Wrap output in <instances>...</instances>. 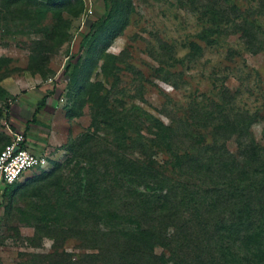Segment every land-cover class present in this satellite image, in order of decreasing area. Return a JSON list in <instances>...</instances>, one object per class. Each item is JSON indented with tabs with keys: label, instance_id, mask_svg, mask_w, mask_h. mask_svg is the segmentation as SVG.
Returning a JSON list of instances; mask_svg holds the SVG:
<instances>
[{
	"label": "rangeland",
	"instance_id": "1",
	"mask_svg": "<svg viewBox=\"0 0 264 264\" xmlns=\"http://www.w3.org/2000/svg\"><path fill=\"white\" fill-rule=\"evenodd\" d=\"M5 1L0 149L54 160L0 190V264H108L140 228L162 264H264V169L240 162L264 146V0ZM67 195L97 217L49 208Z\"/></svg>",
	"mask_w": 264,
	"mask_h": 264
},
{
	"label": "trees",
	"instance_id": "2",
	"mask_svg": "<svg viewBox=\"0 0 264 264\" xmlns=\"http://www.w3.org/2000/svg\"><path fill=\"white\" fill-rule=\"evenodd\" d=\"M20 1L21 0H6L5 6L7 8H11L13 5H16ZM41 1L42 2H37V3H40L42 5L44 4L52 5V4L60 3L63 0H41ZM111 16L112 15L109 12L107 16H103L101 19L100 18L97 19L95 21V24L98 25L102 20H104L105 18H111ZM127 23H128V20H125L123 25H127ZM123 25L118 29L116 33H114L107 40L106 44L103 47V58L106 59L107 57H113L111 54L107 53V49L109 45L112 43V41L117 36L120 35ZM96 29H98L96 28V25L93 26V31L87 35V39L88 37H93V35H97L98 32L94 33L96 32ZM48 95L45 96V98L40 104V107H43L46 105ZM6 144H4V146ZM4 146H2L0 151L3 149ZM245 146L246 147L243 150L244 157L242 158V160H240V162L243 163V167L245 168L246 164L247 165L261 164L260 167L264 169V146L258 144L256 141L248 142L247 144H245ZM50 159L54 160V158H50ZM50 159H49V162L51 165L47 169H51L52 167V160ZM239 167L240 165L238 162L228 161L227 163L223 164V167L220 170L221 173L220 172L219 173L222 177L226 179H228L230 176H235V178L240 179L244 173L243 171L240 170ZM16 182L12 184H15ZM12 184H7L4 186L5 191H6L4 194V203L5 201H7V203L11 204V201L14 198L13 196L14 192L11 191L12 186H13ZM142 203L145 205V207L149 206L150 210L153 209V204L149 197L143 200ZM56 207H60L63 210V213L67 217H71L73 219V222L75 224H79L80 227L87 222L86 219H94L97 217L96 209L98 208V206H96L95 204L91 206H86L84 202L80 201L78 198H74L71 195H67L66 198H63L62 202L55 201L53 204L49 205V208H56ZM261 209H264V206H262ZM80 221L81 223H79ZM52 225L55 226L57 224L55 225L52 224ZM216 232L217 233H215V235L219 237V231H216ZM119 239H122V240H119V244L121 246L118 248L116 252V259L113 260L112 262H109L108 264H162V259L164 258V256L156 252L155 237L153 235V232L149 228L124 230ZM213 251H214V247H213ZM123 254L124 256L122 257L121 255Z\"/></svg>",
	"mask_w": 264,
	"mask_h": 264
},
{
	"label": "built area",
	"instance_id": "3",
	"mask_svg": "<svg viewBox=\"0 0 264 264\" xmlns=\"http://www.w3.org/2000/svg\"><path fill=\"white\" fill-rule=\"evenodd\" d=\"M26 143L23 132L15 133L0 151V187L18 181L28 171L50 167L48 156L33 153Z\"/></svg>",
	"mask_w": 264,
	"mask_h": 264
},
{
	"label": "crops",
	"instance_id": "4",
	"mask_svg": "<svg viewBox=\"0 0 264 264\" xmlns=\"http://www.w3.org/2000/svg\"><path fill=\"white\" fill-rule=\"evenodd\" d=\"M2 188H3V187H0V190H1V191H2Z\"/></svg>",
	"mask_w": 264,
	"mask_h": 264
}]
</instances>
